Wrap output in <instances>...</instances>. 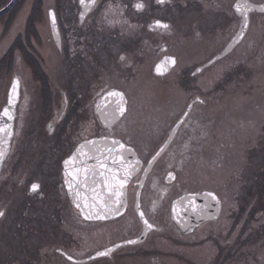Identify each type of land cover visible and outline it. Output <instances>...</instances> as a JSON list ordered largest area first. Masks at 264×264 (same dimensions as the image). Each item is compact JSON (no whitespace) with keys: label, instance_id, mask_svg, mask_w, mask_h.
Instances as JSON below:
<instances>
[{"label":"flooded vegetation","instance_id":"obj_1","mask_svg":"<svg viewBox=\"0 0 264 264\" xmlns=\"http://www.w3.org/2000/svg\"><path fill=\"white\" fill-rule=\"evenodd\" d=\"M28 3L30 10L23 32L19 31L8 44L0 45V80L4 70L10 76L0 103V126H9L13 133L11 137L0 134L5 151L0 161V191L9 185L12 192L9 199L14 203L0 207L5 213L0 217V264H173V259L178 260L176 264H201L181 250L194 240L190 235L204 232L206 225L221 216L222 207L216 219L205 220L189 231L201 215L197 213L200 206L194 203V198L192 203L179 205L177 202L185 195L209 189H183L169 199L167 196L172 193L192 148L204 145L212 131L209 126L200 124L205 122L206 99H218L225 94L237 101L240 97L250 98L255 91L264 88V11L253 9L254 4H264V0H163V3L158 0H95V4L85 0V5H81L80 0H15L12 12L10 9L5 13L7 27ZM137 3L144 7L137 9ZM237 4L241 8L249 6L248 27L241 40L219 56L238 31L241 18ZM110 10L115 11L113 16L109 15ZM82 11H85L83 19ZM50 13L55 15L58 35L54 36L48 23V33L42 37L34 24L32 36L36 41L30 40L29 21L34 17L45 21V14L49 18ZM157 20L168 24L169 29L156 28L154 21ZM27 38L30 47L25 44ZM15 50L23 53L21 57H32L36 62L39 76L34 84L37 91L32 87L34 98L27 81L13 71V64L19 59ZM121 56L125 60L121 61ZM165 57L175 58L176 64L162 65L158 73L156 65ZM51 61L55 65L54 73ZM15 76L20 85L17 93L9 95ZM143 77L165 86L167 102L176 95L175 101L178 103L180 98L181 103L175 106L171 103L172 108L168 105L163 112H157L144 138L128 140L121 134L122 124L129 111L133 108L137 112L140 104L131 101L126 86L134 80L138 87ZM0 88L1 94L2 83ZM109 91L123 92L128 101L125 117H117L115 122V98L107 96ZM161 92L155 95L161 96ZM26 94L27 104L22 108ZM197 97L204 103L193 104ZM262 102L264 106V94ZM189 104H193L192 123L177 129L166 151L150 165L148 161L168 140ZM5 108L12 120L3 115ZM231 109L235 111L239 127L248 121L255 122L262 133L255 144L245 140L249 142L245 149L248 156L253 150H259L256 154L263 160L260 176L264 177L263 108L255 112L252 105L242 109L236 103ZM259 117L262 118L258 120ZM218 135L214 132L211 141L213 137L218 139ZM103 137L119 140L134 149L135 157L127 152L124 155L133 162L139 159L140 164L126 185V199L120 214L88 220L76 209L74 196L65 184L64 161L77 154L67 168L72 173L77 168L96 166L97 174L93 176L90 171L87 175V187L83 186V173L80 174L81 196L91 203L92 189L97 193L105 190L103 177L99 175L103 169L97 166L95 159L97 149L110 146L102 141ZM236 138L237 134L233 140ZM185 144L189 145L187 149ZM142 145L145 153L137 148ZM80 151L87 155L79 156ZM168 151L167 164L162 166L161 160ZM101 159L108 168L117 167L106 151ZM168 171L173 172L175 179L168 177ZM32 183L40 185L35 192L30 190ZM16 196L20 200L15 203ZM84 202L82 199L81 203ZM137 204L139 211L144 212L143 219ZM27 214L25 228H21L18 219ZM32 216L37 220H31ZM144 219L154 227L146 230ZM234 223L226 232L210 228L208 235L197 239L198 243L211 240L215 246L212 257L202 264H223L236 254L225 251L235 229ZM223 233L227 235L224 236L227 242L221 245ZM129 240L137 243H126ZM173 247L181 250L176 252ZM109 248L113 249L109 255L97 257V252Z\"/></svg>","mask_w":264,"mask_h":264},{"label":"rangeland","instance_id":"obj_2","mask_svg":"<svg viewBox=\"0 0 264 264\" xmlns=\"http://www.w3.org/2000/svg\"><path fill=\"white\" fill-rule=\"evenodd\" d=\"M52 1L54 2V0H50V2ZM29 3L25 4L8 27L6 26L8 22V17L6 18L7 15L3 14V16L0 17V45L8 44L9 40L13 39L19 31L23 32L25 29L26 16H28L30 10ZM52 7H54V5H52ZM44 8L47 12L48 5ZM114 13L115 11L110 10L109 15L113 16L112 14ZM31 21L34 22L32 23ZM48 23V15L46 14L45 21H39L36 17L32 18L28 23L30 40L36 41L35 37L33 38L32 36L34 24H36V28L41 36L44 37L45 34L48 33ZM30 40H28V38L27 40L25 39V44L29 47ZM34 43L35 42H33V44ZM41 49H43V47ZM19 52L15 50V55H17L19 59L16 61V64H13V71L21 74L23 79L27 81L32 98H34L35 91H37L34 85L36 83L35 78L39 76V71L32 57L25 59L21 57L23 53ZM52 70H55L53 61H51V72H53ZM1 76L3 79L0 80V83H2L0 103L3 101L5 93L4 87H6L10 79V76L6 74L5 70ZM141 79L140 81L142 82L138 87L136 85L137 81L135 82L134 80H131L126 86L128 93H130L131 101H133V103L139 102L140 104V109L137 112H135L133 108L129 111V114H127L122 124L124 130L121 134L128 138V140L130 138L132 139V137L144 138V136L148 135L146 132L148 130L150 132V125L155 122V114H157V112H163L168 105L171 107V103H173V106L178 103V105H180L181 103L180 98L178 103L175 101L176 95L175 97L172 96V99L167 102L165 86H160V84L156 85L145 77ZM206 87L209 88L210 85ZM159 90H162V95L156 96ZM263 94L264 88L255 91L250 98L240 97L237 101H234L225 94L218 97V99H216V97L206 99V104L204 105L205 116L203 119L205 122L200 124H204L206 127L209 126L212 131L209 137L207 136V141H205L204 145L200 142L201 144H199V146L195 145L192 148L188 161L186 160L187 162L182 165L179 171V177L172 187V193L167 196V199H169L172 195L174 196L180 193L183 189H209L214 190L222 199V212L217 220L206 225L204 232L201 230L194 235H190V239H194L192 240L194 242L191 241L186 249L181 250L180 248L176 249L173 247L176 252L177 250H181V252L184 251L187 256L189 255V258L195 259L201 264L212 257L215 246L211 240L198 243L197 239L204 234L208 235L210 228H213L216 232L219 230L226 232V229L233 221H235V229L231 238H229L230 244L225 251H232L236 254L232 255V258L227 256L228 259L223 262V264H264V194L262 193V190H264V177L260 176V174H262L263 160H260V156L256 154L259 150H253V153L248 156L245 149L246 146L249 145V142L245 143V140H249L250 144H255L258 142L257 140H259L258 138L262 133L258 131L255 122L248 121L239 127L238 124H236L238 119L234 113L235 111L231 109L235 107L237 103L242 109L248 108L249 106L251 107L252 105L255 112L262 108L264 112V106L261 105L263 103ZM27 99L28 97L26 94L22 108L27 104L25 103ZM227 112L228 114H226ZM223 115L226 116L225 119L222 117ZM213 118L215 119L213 120ZM261 118L262 117H259L258 120ZM217 120H220V123H217ZM214 132H217L219 137L218 139L213 137L214 141H211V135ZM198 133L197 131V134ZM235 134L238 135V138L233 140ZM144 147L143 145L137 146L142 153L146 152ZM246 156H248L249 159H246ZM256 156H259V158ZM168 157L169 151L165 154L163 160H161L162 166H166ZM165 187L169 189V186ZM10 193L12 192L9 190V185L4 186L2 191H0V207L14 204L10 202ZM19 200L17 196L16 199L14 198L15 203ZM27 220L28 214L19 217L18 222H20L21 228H25ZM31 220H37V218L32 216ZM247 227L249 228L246 230ZM30 230L37 232L38 228L37 230ZM222 236L220 240L221 245L227 242L224 239V236L227 235L223 233ZM173 260L174 261L171 262L173 264L178 262L176 259Z\"/></svg>","mask_w":264,"mask_h":264},{"label":"snow or ice","instance_id":"obj_3","mask_svg":"<svg viewBox=\"0 0 264 264\" xmlns=\"http://www.w3.org/2000/svg\"><path fill=\"white\" fill-rule=\"evenodd\" d=\"M81 5H85V0H80ZM89 4H95V0H88ZM158 3H163V0H158ZM137 9H141L144 7L142 3H137L135 5ZM236 10L239 12L242 16V28L239 33H237V38L234 40L236 42L240 37H243L244 35V29L248 27V10L249 6L245 5L244 8H241L239 4L236 5ZM261 10L264 11V6L261 7ZM52 15V24L53 27H55V15ZM84 13H81V19H83ZM154 26L156 28H162V29H169V25L166 23H162L161 21L157 20L154 21ZM152 27V26H150ZM121 61L125 60L124 56L120 57ZM175 65L176 60L173 57H165V60L161 62V64L156 65V71L158 73H161V68L163 66L167 65ZM197 71H201L200 69H197ZM195 75V73L193 74ZM17 82L13 83V91H15ZM108 97H114L115 101V107L113 108V122H115V119L117 117H125L126 108L125 105L128 104V101L125 98V95L123 92L119 91H109L107 93ZM201 103L203 104L204 101L200 100L199 97H197L196 101H193V104L195 103ZM12 103L11 97L9 98V104ZM193 104H189L188 111H185L183 113V116L180 118V120L177 122L176 128L172 130V133L169 135L168 140L165 141V143L159 148L158 151H156L155 155L152 156V159L148 161L149 164H152L157 160L158 157L161 156L162 153H164L168 147V145L172 142L173 137L176 135L177 129L181 128L182 126L187 127L192 123L191 121V110L193 108ZM97 108L99 110L100 106L97 105ZM3 115L7 116L8 120H12L13 117L9 113L8 108H5L3 110ZM126 118V117H125ZM187 118V119H186ZM0 134L7 135L8 137H11L13 135L12 131L10 130L9 126H0ZM102 141L105 144H109L110 146L105 149H97L98 155L95 157L97 161V166L103 171L99 172V175L103 177V189L101 192L97 193L95 189H92L93 191V197L91 203L86 202V198L81 196V192L79 190L80 188V174L83 173L84 178V187H87V175L91 171L92 175L95 176L96 173V166H93L91 169L87 166H84L82 168H77L75 170V173L67 171V168L69 166V163L71 160H74L77 158V154H74L73 157H70L68 160L64 161L65 164V184L68 187L69 193L74 196L73 203L82 214H84V218L91 220V219H107L109 214H120V208L124 207V201L126 199L125 196V189L126 185L128 184L129 179L135 174V172L138 170V165L140 164V160L136 159L134 162L129 160L126 155H124L125 152L129 153L131 156L135 157L136 153L135 150L127 147L124 143H122L119 140L111 139L109 140L107 137L101 138ZM87 143L95 144V141H88ZM4 141L0 139V161L4 159L5 151L3 148ZM83 147V146H81ZM189 147L188 144H185V148L187 149ZM107 152L109 157L112 158V162L114 165H117L115 169L108 168L107 164L101 159V157L104 155V152ZM79 156H86L87 154L80 151L78 152ZM174 159V156H173ZM183 161H181V164ZM169 168H171V164H169ZM146 171V170H145ZM168 177L171 179H175V176L173 175L172 171H168L167 173ZM67 177H70L71 179H67ZM40 185L38 183H32L30 190L35 192L39 189ZM209 196H212L213 199H216L215 196L212 193H208ZM85 200V202L82 204L81 200ZM217 203L219 201L217 200ZM85 209H88L87 212H85ZM137 210L139 211V204H137ZM175 211V209H173ZM5 215L4 211L0 210V217H3ZM140 217L143 219L144 212L139 211ZM143 223L147 229H152L154 226L153 224L149 223L147 219L143 220ZM126 243L128 244H135L137 241L135 240H129ZM113 249L109 248L103 252H97V257L107 256ZM71 259V257H69Z\"/></svg>","mask_w":264,"mask_h":264},{"label":"water","instance_id":"obj_4","mask_svg":"<svg viewBox=\"0 0 264 264\" xmlns=\"http://www.w3.org/2000/svg\"><path fill=\"white\" fill-rule=\"evenodd\" d=\"M14 1L15 0H10L5 6L0 8V14L6 12L13 5ZM262 6H264V4H254L253 9L255 11H262L261 10ZM85 11H82V12L85 13ZM51 14H53V13H50V15H49V23H50V27H51V30H52L54 36H56V35H58V26H57V22H56L55 27H53ZM239 15L241 18V22H240V26L238 28L237 33H239L241 31L242 23H243L242 16L240 13H239ZM55 21H56V18H55ZM245 31H246V29H244V33H245ZM237 33L233 37V39L230 41L228 46L225 48V50L219 56L225 54L227 51L232 49L241 40L242 37H240L236 42H234V40H236V38H237ZM17 81H18V83H17L16 89H15V91H13V83L17 82ZM19 85H20V81H19L18 77L15 76L13 81H12L11 87H10L9 95L12 92H13V95L15 93H17ZM175 128H176V126H175ZM152 164H150V165H152ZM208 193H212L216 199H213V197L209 196ZM193 198L195 199L194 203L195 204L197 203L200 206L199 211H197V213L201 212V215H199L197 217L196 221L193 223V225L191 226L189 231H191L194 226L200 224L201 222H203L205 220L217 218L219 213H220V210H221V200L218 197V195L213 191H204V192L199 193V194L185 195L184 197H182L178 200L177 204L183 205V203L184 204L185 203H192ZM217 200L219 201V203H217Z\"/></svg>","mask_w":264,"mask_h":264},{"label":"trees","instance_id":"obj_5","mask_svg":"<svg viewBox=\"0 0 264 264\" xmlns=\"http://www.w3.org/2000/svg\"><path fill=\"white\" fill-rule=\"evenodd\" d=\"M9 0H0V8L4 6ZM12 12V9L10 10ZM1 17V16H0Z\"/></svg>","mask_w":264,"mask_h":264}]
</instances>
